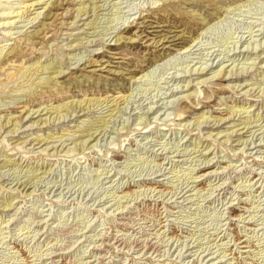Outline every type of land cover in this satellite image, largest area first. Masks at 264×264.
Segmentation results:
<instances>
[{
  "label": "rangeland",
  "instance_id": "rangeland-1",
  "mask_svg": "<svg viewBox=\"0 0 264 264\" xmlns=\"http://www.w3.org/2000/svg\"><path fill=\"white\" fill-rule=\"evenodd\" d=\"M37 1L0 0V264H264V0Z\"/></svg>",
  "mask_w": 264,
  "mask_h": 264
},
{
  "label": "bare ground",
  "instance_id": "bare-ground-1",
  "mask_svg": "<svg viewBox=\"0 0 264 264\" xmlns=\"http://www.w3.org/2000/svg\"><path fill=\"white\" fill-rule=\"evenodd\" d=\"M51 1V2H50ZM59 2V0H41V1H37V2H34L31 6H26L25 8H26V10H25V12H27V11H29L32 7H36V6H39V5H43V6H45V8L44 9H46V8H52V7H54V5H56L57 3ZM86 8H83L82 9V11H80V12H84V14H87V11L85 10ZM14 14H15V12H13V13H11V16H13V17H11V18H14ZM80 14V13H79ZM23 15H24V12H22V13H20V12H17V14L15 15V17H20V18H22L23 17ZM5 16V15H4ZM41 16V13H39L38 15H37V17L36 18H34L33 20H37L39 17ZM45 17V16H44ZM16 23V20H14L13 22H6L5 24H3L2 26L3 27H10V26H13L14 24ZM4 25H6V26H4ZM184 31V30H183ZM39 33V31L36 33V34H38ZM175 33H176V31H175ZM179 33V34H178ZM9 35V34H8ZM184 36H185V32H177V34H175L174 36H170L169 37V40L170 39H172V41L171 42H178L177 44H176V46H182V45H184V44H186L187 43V41H185L184 40ZM123 39H125L124 37H118L117 39H116V41L117 42H121ZM166 39H167V37H166ZM166 39H164V41L166 40ZM168 41V40H167ZM190 46V48L192 47V45H189ZM189 48V49H190ZM188 49V48H187ZM40 65V64H39ZM39 68L40 67H38V69H37V71H39ZM41 71H43V70H47V69H49L48 68V66H41ZM34 71V70H33ZM36 72V71H35ZM35 72H34V74H35ZM222 73V72H221ZM59 75L61 74V72L60 73H58ZM231 74V73H230ZM49 78V77H48ZM52 80V79H51ZM50 81V80H49ZM94 102L95 101H89V103H87L86 105H90V104H94ZM97 102H98V100H97ZM82 104H83V102H80V103H78V104H76L74 107H76V109H78V108H81V106H82ZM91 106V105H90ZM90 107H88V109H89ZM85 109H81V112L82 111H84ZM22 120H23V118H21L18 122H16V124H15V128H17V124L18 123H21L22 122ZM11 123V119L10 120H8L7 121V123H6V125H8V124H10ZM46 124V123H45ZM15 128L13 129V130H15ZM1 130V129H0ZM12 132V131H11ZM39 141V144L40 143H42L43 141H45V139L44 138H42V139H40V140H38ZM205 176V175H204ZM9 203V202H8ZM240 244H242V247L243 248H248V246H247V244L245 243V241H242V242H240Z\"/></svg>",
  "mask_w": 264,
  "mask_h": 264
}]
</instances>
